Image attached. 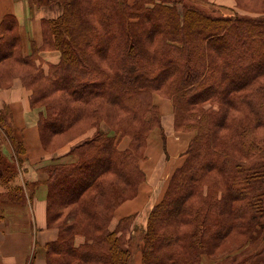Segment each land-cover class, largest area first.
Instances as JSON below:
<instances>
[{
	"label": "trees",
	"instance_id": "1",
	"mask_svg": "<svg viewBox=\"0 0 264 264\" xmlns=\"http://www.w3.org/2000/svg\"><path fill=\"white\" fill-rule=\"evenodd\" d=\"M57 2L62 13L42 19L43 44L33 47L29 55L20 53L13 16L3 20L0 32V62L8 66L0 71L1 83L7 85L19 73L32 91V107L36 94L51 91L78 103L67 109L65 100H54L39 116L41 132L62 133L78 119L102 114L104 105L124 110L141 124L144 109L143 123L151 129L156 126L151 114L156 105H149V94L162 86L178 104L179 123L185 120L186 129L197 130L191 149L188 146L166 186L169 194L150 213L142 264H197V253L210 239L244 226L242 219L250 222L258 214L264 218V133L253 136L256 129H264V12L227 15L196 0ZM42 48L60 51L59 61L49 64L46 72L36 63ZM39 79L44 84L35 91ZM208 101L218 102L220 108L200 107ZM231 110L246 114L235 118ZM9 117L0 108V130L13 150V156L5 160L18 175L26 150ZM223 128L229 131L227 140L218 138ZM133 132L135 140H140L142 131ZM231 147L237 151L230 152ZM130 154L108 133L99 131L72 146L67 153L70 159H54L37 168L47 176L48 224L58 230L57 240L47 245V264H130L131 245L137 238L132 234L125 244L118 234L129 217L121 218L115 229L109 228L113 211L122 201L117 181L127 185L140 172L131 167ZM212 168L221 173L217 180L224 189L221 199L188 203ZM107 173L114 180L103 177ZM25 184L31 197L40 181ZM8 189L14 192L21 187ZM60 194L64 196L58 201ZM69 202L79 204V210L53 225L62 215V204ZM54 203L58 209L53 210ZM186 216L194 228L177 234L171 222H187ZM76 234L84 237L83 243L75 245ZM182 244L184 251L179 249Z\"/></svg>",
	"mask_w": 264,
	"mask_h": 264
},
{
	"label": "crops",
	"instance_id": "2",
	"mask_svg": "<svg viewBox=\"0 0 264 264\" xmlns=\"http://www.w3.org/2000/svg\"><path fill=\"white\" fill-rule=\"evenodd\" d=\"M57 3V0H0V32L3 20L13 16L17 24L20 53L29 55L33 47L42 46V19L58 16ZM59 59V50L42 48L38 51L36 63L46 72L49 64H55ZM30 91L19 73L14 74L7 85L0 81V108L8 111L16 136L23 141L26 150L16 176L21 189L14 192L0 190V264H47V245L57 240L58 230L48 224L47 186L44 183L47 176L37 168L54 159H70L67 153L80 139L70 141L53 152L43 150L38 132L41 111L31 107ZM159 107L171 131L164 144L148 141V158L141 165L144 179L137 195L115 208L109 224L111 230L121 218L146 209L147 197L151 194L162 196L161 191L166 188L170 174L183 162L186 144L180 140L185 137L180 131H174L172 123L168 121V104L159 101ZM0 148L5 155H9L8 158L13 156L10 141L1 130ZM34 180L40 181V184L30 197L25 183ZM158 181L160 189L154 192ZM83 241L84 238L76 237L74 243L79 245Z\"/></svg>",
	"mask_w": 264,
	"mask_h": 264
},
{
	"label": "rangeland",
	"instance_id": "3",
	"mask_svg": "<svg viewBox=\"0 0 264 264\" xmlns=\"http://www.w3.org/2000/svg\"><path fill=\"white\" fill-rule=\"evenodd\" d=\"M126 1L131 3L133 0H126ZM196 1L209 4L210 6H212V8L218 10L220 13L227 15H231L234 13L243 14V15H248L251 13L253 15H259L261 11L264 12V0H196ZM176 4L179 7H181V5H179L180 2H177ZM56 6L58 7V11H59L57 15H60L62 13L61 4L58 2ZM9 62L8 63L10 65L11 64L13 65L14 71L17 70V66L12 61ZM100 64L104 65L102 61L100 62ZM4 68H6L7 70L8 66L5 67V65L0 62V71L3 70ZM0 79L2 80L3 77H0ZM42 84H44L42 79L37 80V83H35L34 85L35 91L36 88L38 86L40 88ZM30 94L32 95V91H30ZM41 94L42 95L36 94V98H37L36 106L33 107L31 106L32 108H39L41 112H46V108H48V105H50L54 100L59 98L61 100H65V102L67 103L66 104L67 109L75 108L78 106V103L76 101L69 99L67 95L64 94L62 95L57 91H51V93L48 92L46 95H44L43 93ZM159 101L162 102V104L164 102L168 104V108H169L168 113H170L168 118L170 120L168 118H166V120L168 119V121L172 123L174 131H180V134L182 136L184 135V137L186 138L180 140L181 143L186 144L185 145L186 147L185 152H186L190 141L194 136L197 135V130L186 129L185 127H187V122H185V120H180L179 123V121L177 120V109H176L178 107V104L174 102L172 95H170L167 92L165 86H162L161 88H156L153 91H151V93L149 94V99H148L149 105L151 106L156 105V107L151 110L152 120L154 124L156 123L155 124L156 126L152 127L151 129L147 128L146 125H144L143 123L144 118L147 117L146 116L147 114H144L145 113L144 109H143V115L141 117V122H142L141 124L137 119L133 118L129 113H126L124 110H121L120 108L113 105H104L102 114H98L97 117H89V118L87 117L88 120H85L84 118L78 119L80 121L77 120L74 123L72 122L71 125L68 126V128L62 133L49 135L47 134L48 132L46 130L41 132V130L38 129L41 146L43 150L47 152H53L57 150L59 147L75 139L80 138L79 139L80 142L95 136L96 133H98L99 131L103 133H108V135L111 136V139L117 142L118 147L122 149V151L131 153L130 155L133 156V164L131 165V167H133L134 170L135 168L140 170L138 175H136V178L131 179V182L127 183V185L116 180L117 181L116 185H118V187L120 188L119 191H121L120 193V196L122 198L121 203L128 199L132 200L137 195L138 188L142 182L141 181L142 176L139 177V175L142 174L141 165L143 164L145 159L148 158L147 156L148 155L147 151L149 149L148 141L151 140V142L153 141L157 143L162 142V144H164V140L167 139V135L171 131V127H169L165 123V119H164L165 115L163 116L162 111H160ZM200 107L203 109L210 108L216 110L220 108V105L218 102L210 103V101H208L207 103H201ZM231 113L235 118H242L246 114L240 110L238 111L231 110ZM200 114L201 113L198 112V115ZM178 115H179V111H178ZM227 123L230 122L228 121ZM129 124H130V128H129ZM136 128H139L142 131L141 134L142 137L140 140H135L133 129ZM187 133L190 134V137L188 136ZM228 133H229L228 129L225 130V128H223L222 130H220L218 138L224 137V139L227 140L226 135ZM262 133H264V129L258 128L256 129V132H254L253 136L260 137ZM190 149H191V145L189 146V150ZM229 151L235 153L237 149L235 147L234 148L231 147ZM6 155L2 152V148H0V161H6L5 160L6 158L10 159L8 158L9 155L7 156ZM7 165H8L7 161L4 163L2 162L0 164V171H2L4 174L2 175L3 177L0 178V190H7L8 188H12L14 186L20 187L18 183L19 182L18 177H16L17 175L15 170L12 167H8ZM172 173L170 174L169 180L172 176ZM220 175L221 173L219 172V170L215 168H212L211 170L207 171L205 177L202 179L201 187L198 188L199 192L190 196L187 200L188 203L197 205L200 200H206L205 202L212 201V199L220 200L224 190L222 182H217V180L221 179ZM103 177L114 180V176L112 174L110 175L109 173L103 175ZM31 182L33 183L35 182V180ZM158 182L159 183L157 184L156 188L153 190L154 192H156L157 189L160 187L159 186L160 181ZM165 191L166 188L161 191L162 196L159 195L157 196L155 193L151 194L150 197H147L146 205L148 206H146V209L140 210L138 213L125 216L129 218H127L125 222L121 223V228L120 230H118V234L122 236L123 240L126 242L125 244H128L127 243L128 238L132 234L134 235V238H137L132 242L131 245L132 253L130 258V264H142L143 262V255H145V251H146L144 236L149 230L150 213L154 209L156 204H158L164 197H167V193L169 194V190L167 193ZM63 196L64 195L60 194L56 196V198L58 201H60V197ZM62 205L64 206L62 209V215L60 218H58V220L54 221L55 224L53 225L56 224L58 225L61 222V220L65 218L67 213L71 214L72 212L75 213L77 210H79V206H78L79 204L75 202L63 203ZM54 206H56V203H54L53 205V210L56 208L58 209V207H54ZM209 215L210 216L212 215V217H214L212 213H209ZM111 217H113V214ZM73 220L74 217L71 219V221ZM186 220L187 222H180L177 225L171 222V226L177 234L180 233L186 234L192 230V227L194 228L195 223L192 222L191 217L186 216ZM110 222L111 220L109 221V224ZM240 222L244 226L242 227L238 226L235 227V229L226 230L224 233H222L220 238L214 240L210 239L209 242L204 245L203 250L197 253V257H198L197 264H236L238 262L242 264H263L264 263V218L260 217L258 214L256 217L250 220V222L249 220L245 221V219L244 220L242 219ZM71 223L72 222H70V224ZM235 224L236 225L239 224V220ZM54 227L57 228L56 226ZM136 233H138L139 238L136 237L137 236ZM259 236H261V238L256 243L252 244V242L256 240ZM76 237L84 238L82 235L76 234L74 236V240ZM179 249L184 251L185 250L184 244H182L181 247H179ZM164 264H173V263L167 261Z\"/></svg>",
	"mask_w": 264,
	"mask_h": 264
}]
</instances>
